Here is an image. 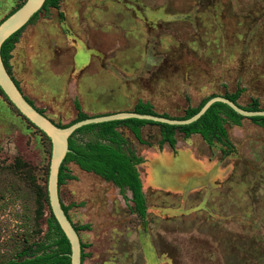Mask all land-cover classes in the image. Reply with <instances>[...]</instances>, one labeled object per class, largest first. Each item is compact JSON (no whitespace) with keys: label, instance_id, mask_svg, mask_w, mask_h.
<instances>
[{"label":"rangeland","instance_id":"obj_1","mask_svg":"<svg viewBox=\"0 0 264 264\" xmlns=\"http://www.w3.org/2000/svg\"><path fill=\"white\" fill-rule=\"evenodd\" d=\"M25 1L0 0V23ZM7 63L25 98L62 126L79 111L134 113L138 101L180 120L237 92L238 108L264 112V0H59L22 28ZM221 116L225 136L212 142L176 132L170 147L151 124L138 141L126 120L120 143L70 136L128 158L146 207L141 220L127 188L64 163L73 179L59 200L82 264H264V127ZM49 148L0 95V264L57 250Z\"/></svg>","mask_w":264,"mask_h":264},{"label":"trees","instance_id":"obj_2","mask_svg":"<svg viewBox=\"0 0 264 264\" xmlns=\"http://www.w3.org/2000/svg\"><path fill=\"white\" fill-rule=\"evenodd\" d=\"M58 2L59 0H46L42 9L48 7L57 8ZM38 13L35 14L30 21H32L38 15ZM6 18H4L3 20H5ZM21 30L13 34L11 37H9L3 43L0 50L1 59L8 73H9L8 70L9 68L7 62L10 56V51L13 49V43L16 40V37L18 36ZM238 94L239 92L231 96H226L225 98L230 102L235 103L239 97ZM0 95L4 97L6 101L12 106V104L7 100V98L4 96L1 90H0ZM208 100L204 101L197 109L189 108L186 111V116L180 120H187L193 117L195 114H197L200 111V109L205 105V103ZM27 101L33 107H35L29 100ZM253 104L254 106L251 110L248 109H244V110L250 112H258L259 110H257V103L254 102ZM38 111L41 114H43L42 111L40 110ZM224 111H226L227 113H225ZM17 113L19 114V116H21L18 111ZM134 113L140 115L157 116L152 111L149 104H143L141 101H138V103L136 104L134 108ZM222 114H226V116L229 119L234 121V124H238L239 119L242 118L241 115L237 114L226 104L214 103L199 120L189 125L173 126L169 124L155 123V122L139 120V119H128L125 122H127V124L130 127V130L132 131L133 135L138 141H141L140 132H139L140 127L148 124L159 126L161 129L162 140L166 142L170 147H172L175 145L174 136L176 132L181 133L185 136H189L191 134H200L208 142H212L213 140H219L221 137H224L225 129H224V120L222 119L223 117L221 116ZM161 117L166 119H171L168 115H162ZM21 118L24 119L29 125L35 128L42 136H44L47 139V141L49 142V146H50L49 149L51 155V142L49 138L43 132H41L39 129H37L35 126L29 123L23 116H21ZM86 119H88V117L84 113L79 111L78 118L75 121V123ZM249 119L253 123L264 127V116H254V117H250ZM121 122L124 121H112V122H105L100 124L87 125L79 128L76 132H80V133L95 132L97 138H99L100 140L108 141L111 143H120L123 140L120 137L119 133L116 131L115 127L117 124ZM56 125L60 128H66L69 126V125L62 126L58 124ZM68 148H69V152L67 153L59 169L58 187L65 180L73 179L70 175H68L65 172V168H64V163L68 161L73 162L82 171L86 173H94L100 176L101 178H103L104 180L112 182L114 185H116L119 188L122 189L127 188L132 193L133 203L135 205V210L138 216L140 217L141 220L145 219L146 207H145L144 195L142 191V183L132 162L128 158H126L123 154H121L119 150L111 147L108 144H104L101 142H96L94 144H87L85 146H82L75 144L72 141V139H69ZM15 166L17 168L25 167V165L20 161V159H16ZM36 187L39 190H41L40 186L36 185ZM39 205H40L39 212L41 213L42 211L41 204L39 203ZM62 209L67 216V208L62 206ZM67 218L69 219L68 216ZM52 222H54V224H52ZM51 227L56 231L58 237V239L55 242V246L57 247V250L42 255H35L31 258H25L18 262L9 261L6 264H70V258H69L70 245L67 239L65 238V236L62 234L53 216L51 218ZM74 229L77 232V228L74 227ZM82 258L83 255H82V244H81V264H82Z\"/></svg>","mask_w":264,"mask_h":264},{"label":"water","instance_id":"obj_3","mask_svg":"<svg viewBox=\"0 0 264 264\" xmlns=\"http://www.w3.org/2000/svg\"><path fill=\"white\" fill-rule=\"evenodd\" d=\"M46 0H26L15 12L9 15L0 23V50L3 43L13 34L27 25L32 17L43 7ZM0 90L12 106L29 123L43 132L51 142V157L49 163V173L47 181L48 202L51 213L58 224L62 234L70 245V264H81V242L78 233L72 223L64 213L58 191V174L61 164L69 152L68 140L70 136L79 128L92 124H100L112 121H122L128 119H139L155 123L169 124L173 126L189 125L199 120L214 103H223L233 111L243 117L264 116V112H248L238 108L229 100L221 97H215L208 100L200 111L187 120H169L165 118L154 117L150 115H140L137 113H119L115 115L89 118L77 122L69 127L60 128L44 114H41L33 107L21 93L19 87L15 84L8 74L0 55Z\"/></svg>","mask_w":264,"mask_h":264},{"label":"flooded vegetation","instance_id":"obj_4","mask_svg":"<svg viewBox=\"0 0 264 264\" xmlns=\"http://www.w3.org/2000/svg\"><path fill=\"white\" fill-rule=\"evenodd\" d=\"M20 89V88H19ZM22 93V92H21ZM25 97V96H24Z\"/></svg>","mask_w":264,"mask_h":264},{"label":"bare ground","instance_id":"obj_5","mask_svg":"<svg viewBox=\"0 0 264 264\" xmlns=\"http://www.w3.org/2000/svg\"><path fill=\"white\" fill-rule=\"evenodd\" d=\"M144 186V185H143ZM144 191V190H143Z\"/></svg>","mask_w":264,"mask_h":264}]
</instances>
